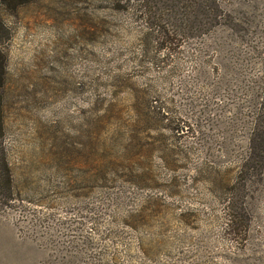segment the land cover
I'll return each instance as SVG.
<instances>
[{"label":"rangeland","instance_id":"1","mask_svg":"<svg viewBox=\"0 0 264 264\" xmlns=\"http://www.w3.org/2000/svg\"><path fill=\"white\" fill-rule=\"evenodd\" d=\"M120 2L0 5V264H264V0L181 39L193 0H150L149 21Z\"/></svg>","mask_w":264,"mask_h":264},{"label":"trees","instance_id":"2","mask_svg":"<svg viewBox=\"0 0 264 264\" xmlns=\"http://www.w3.org/2000/svg\"><path fill=\"white\" fill-rule=\"evenodd\" d=\"M33 0H0V5L3 6L7 11L13 13L19 6L30 2ZM121 0H117V5L120 4ZM222 0H193V6L190 3L192 8H196L200 11V14H195L194 16L200 15L196 23H194V28H187L184 30V24H179V33L178 37H192V36H202L205 33L211 31L215 26L220 25V16H219V8L222 7ZM149 3L150 0H124V8H135L134 12L136 14L141 15L147 21L150 20V12H149ZM120 8V5H118ZM223 9V7H222ZM226 9V8H225ZM193 10V9H192ZM226 18V17H225ZM231 20V19H230ZM231 21H229V24ZM247 26V25H246ZM162 33V35L160 34ZM158 33L159 44L163 45L167 41L171 42L173 39L171 35L164 30ZM9 36V32L3 22L0 20V193L3 192L2 195L6 197V199H10V194L12 191V179L11 173L8 166V163L5 158V148L3 142V122H2V96L1 90L5 80V68H6V56L4 54L2 45L4 41H7ZM251 48V47H250ZM257 50V49H255ZM254 50V51H255ZM261 61L263 66L260 65V72L262 75L260 76V80H262L261 84H258V89L262 93L263 96H255L249 98L248 105L250 109L254 111V123L252 130L249 129L250 133V144L251 148L253 147L254 151L257 145L264 144V51H262ZM249 57L246 55V60ZM253 93V91H248ZM264 150L262 149V152ZM264 154V153H263Z\"/></svg>","mask_w":264,"mask_h":264}]
</instances>
